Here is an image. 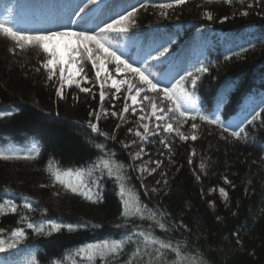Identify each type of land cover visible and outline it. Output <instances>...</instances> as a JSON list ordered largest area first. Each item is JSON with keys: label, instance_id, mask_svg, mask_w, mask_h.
<instances>
[{"label": "trees", "instance_id": "16d2710c", "mask_svg": "<svg viewBox=\"0 0 264 264\" xmlns=\"http://www.w3.org/2000/svg\"><path fill=\"white\" fill-rule=\"evenodd\" d=\"M132 5L128 36L139 44L130 39L114 49L133 64L154 66L160 86L177 68V52L186 60L185 52L199 49L185 79L171 81L177 93L190 94L187 106L197 119L168 112L159 134L134 142L147 164L140 173L127 145L139 119L130 100L108 92L101 102L96 84L88 93L70 87L57 97L43 50L20 47L0 32V245L6 249L0 264H264V115L251 124L245 119L264 113V0ZM0 18L23 32L45 31L33 14L7 1L0 2ZM150 39L153 48L167 42V59H151L150 52L158 53L145 49ZM201 65L209 71L197 73ZM189 71L200 77L195 88ZM158 104L175 108L166 99ZM200 115L220 120L211 124ZM167 123L188 139L164 132ZM13 242L17 248L8 249Z\"/></svg>", "mask_w": 264, "mask_h": 264}, {"label": "snow or ice", "instance_id": "6c2138e0", "mask_svg": "<svg viewBox=\"0 0 264 264\" xmlns=\"http://www.w3.org/2000/svg\"><path fill=\"white\" fill-rule=\"evenodd\" d=\"M83 2V0H82ZM186 2V0H175V3L177 5H182ZM98 3V0H86V3H84L83 7L79 8V11H74L73 16L77 19L73 20L72 17H69V23L68 24H62L59 26V28H62L63 30L58 29H50L46 31H37L35 33H27L20 31L18 29H15L13 26L10 25V21L7 19L0 18V32L4 33L7 36H10L13 40L17 41V43L20 45V47H23L22 42H26L29 44H34L39 46L40 49L43 50V53H46L50 59L47 60L44 67H56L59 66L60 70V80H64V72H65V65L67 64L69 67V76H68V83H72V76L73 75H79L81 72H84L83 67L81 66L78 70H73L72 65L76 63L74 57L71 55L72 53L79 52L81 54V59H87L91 62L92 70L95 71V75L97 78V81L99 82L101 78V73L105 74V77L111 78L109 76V69H108V63L109 62H115V70L116 72H119L121 69V66H123L125 69L129 70V72L133 75H138L139 79L141 81V84H147L149 86V89L151 91L155 92H162L164 96L172 102V104L175 105V108H168L167 110L161 108L160 113L161 115L156 116L157 124L156 129L158 130L160 127V121L164 120L167 116L168 112H174L178 113L179 117L185 118V119H191L192 121H195L197 119V115L193 114V109H190L187 105L189 104L191 100V96L187 91L181 90L180 93H177L175 91V88H169L167 86L164 87H158L159 81L154 83L151 79L148 78L147 75H145L144 71L140 67H133L132 63L126 59H123L121 55L117 54L115 50L111 48L110 43L104 39V33L110 29L113 28L114 24L120 23V21H123L125 19L131 18L136 12L137 9L134 5H130L132 8L131 12L127 13V16L120 15V20H114L112 24H105L104 28H101L99 32H96L93 30H77L72 31L70 30L73 25L79 24L80 21L83 19V15H86V10L89 8V5H96ZM161 7H171V5H160ZM141 8H145L146 5L144 3L140 4ZM249 8L252 7L251 4L248 5ZM83 14V15H82ZM242 15H247V11H244L241 13ZM119 15V13L117 14ZM204 16L208 20L213 19V15L209 11L204 12ZM228 17H224L221 20V23H223L225 20H227ZM134 23V21H133ZM121 32H127V28H121ZM167 43V42H165ZM165 43H161L158 45L154 51L158 53V55H152L151 52L148 54L153 61H163L164 59H167V57L170 55V50L168 47L165 46ZM61 46L63 47V52H67L68 60L65 61L64 54L61 51ZM243 47V46H242ZM209 71V68L201 65L200 67L196 68L197 73H207ZM186 75L188 77H191V84L193 88L197 85L198 80L200 79L199 76L193 75L191 71L187 72ZM84 78H87V73H84ZM49 79H51V73H49ZM185 79V77H181V80ZM127 83V81H117L116 79H112V87L116 89V92L120 91L119 84ZM77 87L80 88L81 92L88 93L91 91L88 87H80V84L77 83ZM101 88H103V84H101ZM129 89L130 91H135L137 94L144 92V89L141 85H136L135 87L133 84L129 83ZM56 95L57 97L63 98L61 88H56ZM105 92H100V100L103 102L105 100ZM116 97L113 96V99ZM144 100H150L151 98L147 95L145 92L143 96ZM131 100L133 101V105H135L137 100V95H132ZM125 111L128 110L127 104H125ZM133 113H135L136 109L135 107L132 108ZM156 112V106H153V113ZM89 115H92V113H89ZM116 112H112V116H116ZM264 113L260 112H254V114H251V119L245 118L249 124L254 123L258 116H262ZM121 116H123V113H121ZM140 119H144V117H140ZM200 120H208L211 124H216L219 122L220 118L217 116L215 119H209V117L200 115ZM177 123H181V121L177 120ZM90 127L93 132L97 131V124L96 123H90ZM143 127V134L140 131H136L135 135L140 137L141 140H144L147 136L152 134V131L149 128V125L147 123L142 125ZM198 125L196 123L191 124L192 129H196ZM175 131L176 134L179 136L181 141H186L188 139L187 136H185L182 132H180L179 128H174L172 123H167L164 127V132L171 133ZM224 131H229L228 126H224ZM245 131V129L240 128V131L237 132L233 130L231 132L232 136L238 137L240 135V132ZM129 132H132V129H129ZM158 134V131H157ZM192 140H196L197 137L193 135L191 137ZM162 144L165 142L163 140L160 141ZM127 147V146H126ZM165 147H167V144H165ZM139 155V153H137ZM105 167H107V164L105 163ZM157 167H159V162H157ZM155 170V169H154ZM153 170V171H154ZM199 179V177H197ZM159 183V181H157ZM167 183V181H165ZM225 183H231L227 177H225ZM97 190L99 191V187H97ZM73 192H76L77 189L75 187L72 188ZM153 191H156V189H153ZM220 194L224 197H227V193L225 192V189L221 187L219 189ZM82 195H85L88 200H93V196L90 193H81ZM29 205H25V207H28ZM13 212L16 211V208L13 207ZM219 219V218H218ZM53 231H57L60 227V225L50 222ZM28 229H33L34 225L32 223L28 224ZM68 227L71 229L72 225H68ZM35 231L37 233L42 232V227L35 228ZM21 234H23V230H21ZM8 249H15L17 248V244L15 242L8 244ZM6 249L2 245H0V252H5Z\"/></svg>", "mask_w": 264, "mask_h": 264}, {"label": "rangeland", "instance_id": "374dc122", "mask_svg": "<svg viewBox=\"0 0 264 264\" xmlns=\"http://www.w3.org/2000/svg\"><path fill=\"white\" fill-rule=\"evenodd\" d=\"M3 1V0H0ZM10 4H12V0H6ZM134 0H119V2H114L110 6L109 4H101L97 3L96 5L90 6L88 10H86V15H83V19L80 21L79 24L73 25L70 30L72 31H77V30H87V28H90V25L93 24H101L99 27L104 28L105 24H112L114 20L119 21L120 16L116 17V15L119 13V10L125 6L126 4L133 3ZM84 3H86V0H30L29 5H24L22 10L24 12H31V10L36 11V15L38 16V19L44 24L46 30L50 29H58L60 25L62 24H68L69 23V17H72L74 20V16L72 15L74 11L77 10V7H83ZM124 16H127V13L122 14ZM77 19V18H75ZM132 25V19H125L123 21H120V23L114 24L113 28L106 31L104 35V39L107 40L111 48L114 49L113 44L118 43L123 44L126 43L127 39V34L130 33L129 29ZM121 28H127V32H121ZM59 30H63L62 28H59ZM90 30V29H88ZM99 32V31H98ZM148 46H151V42L148 43ZM153 48V45L152 47ZM61 51L63 52V47L61 46ZM117 52V51H116ZM65 61L68 60V53L63 52ZM117 54L121 55L123 59L128 60L126 57H124L121 53ZM196 55L197 53L193 52L192 55ZM46 55V60L45 64L50 57L45 53ZM76 63H74L71 67L73 70H78L81 66L84 69V72H81L79 75H73L72 76V83H68V76H69V67L66 64L65 65V72H64V80H60V70L59 66L56 67H45L47 70V74L49 76V73H51V77L54 78L61 90L67 89L70 87H73L75 89L80 90L79 87H77V83L80 84V87H88L92 88L94 84H96L99 87L100 92L104 91L105 94L108 92H112V94L116 95V97H119L123 95V97L128 98L130 100L131 105H133V101L131 100L132 95H137V100L135 105V109L139 111V119L136 122V126L133 129V133H131L133 139V143H128L127 145L132 148L134 155L133 158L135 162L137 163L138 167V172L143 173L147 169V164L145 161H141L143 158L142 156V149H139L138 147L135 146L134 142L138 144L137 142H140L141 138L135 135L136 131H140L142 134L144 132L142 125L147 123L149 125L150 130L152 131V134H159V129H156V116L161 115L160 109L158 102L162 99L168 100L162 92H155L151 91L149 89V86L147 84H141V81L139 79L138 75H133L129 72V70L125 69L123 66H121V69L119 72H116L115 70V62H109L108 63V69H109V76L111 78L105 77L104 73H101V78L99 82L97 81L95 71L92 70V65L91 62L88 61L86 58L81 59V54L79 52L77 53H72L71 54ZM159 62V61H156ZM133 67H140L145 75L148 76L149 79H151L154 83V77L156 74H159L158 71L154 70V66L149 67L145 65V63H142V65H138L137 63L133 64ZM89 66L91 67L90 73L93 74V77L89 76ZM183 67L181 64V67L174 71L171 70L169 73H167V79L168 81L175 75H178L182 72ZM87 73V78H84V73ZM112 79H116L118 82L119 81H127V83L119 84L120 91L116 92V89L112 87ZM129 83L133 84L135 87L136 85H141L144 89V92H141L137 94L135 91H130L129 89ZM101 84H103V88H101ZM158 87H164L158 85ZM172 88V87H169ZM147 93V95L151 98L150 100H144L143 96ZM156 106V112L155 114L153 113V106ZM125 109V107H124ZM123 109V110H124ZM125 111V110H124ZM140 117H144V119H140ZM165 125V122L162 120L160 121V127H163ZM148 137V136H147ZM146 137V138H147ZM145 138V139H146ZM144 139V140H145ZM139 153V155H137Z\"/></svg>", "mask_w": 264, "mask_h": 264}]
</instances>
